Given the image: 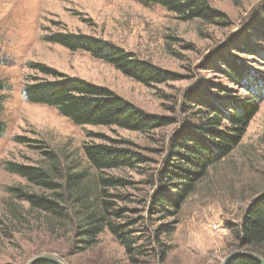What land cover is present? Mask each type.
I'll use <instances>...</instances> for the list:
<instances>
[{"label": "rangeland", "instance_id": "1", "mask_svg": "<svg viewBox=\"0 0 264 264\" xmlns=\"http://www.w3.org/2000/svg\"><path fill=\"white\" fill-rule=\"evenodd\" d=\"M206 1L219 16L213 23L183 21L138 0H0V81L7 86L0 116L5 125L0 138V264H26L43 254L65 264H221L227 255L243 251L234 234L251 203L264 193V97L239 143L206 168L177 208L166 204L186 183L168 185L171 171L178 172L173 167L182 168V158H189L184 149L191 145L183 140L193 135L209 140L205 130L213 115L206 104L249 99L243 85L227 77L218 56L225 51L264 75L263 44L251 27L257 14L263 17L264 0ZM56 34L118 47L168 79L139 83L87 52L48 41ZM249 46L257 53L248 52ZM37 65L107 89L157 123L143 133L77 126L51 107L28 103L23 87L51 80ZM219 124L212 125L214 132L232 135L225 119ZM98 144L128 151L131 166L96 171L83 148ZM46 151L57 156L63 178L84 174L86 183L96 187L110 223L132 242L129 247L108 228L86 247L76 241L80 224L74 208L65 209L63 219H49L29 210L27 202L11 199L8 190L15 187L51 196L5 169L7 163L49 168ZM185 170L186 177L195 172ZM111 178L123 185L101 184Z\"/></svg>", "mask_w": 264, "mask_h": 264}, {"label": "trees", "instance_id": "2", "mask_svg": "<svg viewBox=\"0 0 264 264\" xmlns=\"http://www.w3.org/2000/svg\"><path fill=\"white\" fill-rule=\"evenodd\" d=\"M144 5H158L170 13L177 15L183 21L201 20L213 23L219 18L209 8L206 0H138ZM263 17L257 14L251 27L256 32L258 42L263 44L264 57V8ZM48 41L59 44L71 51H84L93 58L101 60L114 69L142 84L160 83L168 78L164 73H157L148 64L139 61L134 55L122 49L102 42L100 40L78 35L56 34ZM249 46L248 52H254ZM218 56L221 66L233 83L243 85L249 99L238 101L233 98L228 102H215L210 100L206 105L213 115L207 119L210 128L205 130L209 140L199 136H189L184 153L189 158H182L181 167L175 168L178 172L171 171L172 183L186 181L179 194L174 199H169L166 204L169 208H177L182 196L187 195L193 185L203 176L206 168L217 163L225 157L230 150L239 143L249 122L258 111L259 103L264 97V75L252 70L242 59L233 55ZM37 69L51 80H36L26 84L22 90L23 98L31 104H38L55 109L61 116L77 126H102L118 127L131 132L143 133L155 126L156 118L146 115L142 111L126 103L107 89L94 86L81 80L63 76L42 65ZM7 90L6 83L0 81V116L3 112ZM214 102V103H213ZM224 108H221L223 107ZM232 112L225 111L224 109ZM225 119L232 126L231 134L221 136L214 132L212 125L219 126ZM5 133V125L0 119V138ZM221 136V137H220ZM180 140V139H179ZM182 140V139H181ZM182 145V144H179ZM84 155L90 166L96 171L122 169L131 166L132 155L128 151L114 145H87L83 148ZM45 159L50 163L49 168L29 167L13 163L6 164V171L23 178L28 184L42 189L51 196H44L24 191L22 187L8 190L12 200L25 201L29 210L47 215L49 219H63L65 209L74 208L75 216L80 224L76 241L86 247L96 243L97 237L108 228L111 233L123 244L129 247L132 242H126L117 228L110 223V214L106 203L101 200L95 186H89L84 174H66L63 178L57 156L52 152H44ZM183 163V164H182ZM192 168L193 173L189 178L184 176L186 170ZM174 175V176H173ZM64 179V183L60 180ZM103 186H122L118 179L101 180ZM95 185V184H94ZM167 232H171L168 230ZM238 248L244 252L256 254L264 259V193L255 199L246 210L237 232L234 234ZM129 240V239H128ZM36 264H55L50 261H41ZM229 264H260L248 258L238 257Z\"/></svg>", "mask_w": 264, "mask_h": 264}, {"label": "water", "instance_id": "3", "mask_svg": "<svg viewBox=\"0 0 264 264\" xmlns=\"http://www.w3.org/2000/svg\"><path fill=\"white\" fill-rule=\"evenodd\" d=\"M238 257H248V258H251V259L259 262L260 264H264V259L262 257H260L256 254H252V253H248V252H244V251H237V252H234V253L227 255L221 264H229L232 260H234ZM41 261H50V262H53L55 264H65L64 262L59 260L56 256L50 255V254H43V255L36 256V257L32 258L31 260H29L26 264H36V263L41 262Z\"/></svg>", "mask_w": 264, "mask_h": 264}, {"label": "built area", "instance_id": "4", "mask_svg": "<svg viewBox=\"0 0 264 264\" xmlns=\"http://www.w3.org/2000/svg\"><path fill=\"white\" fill-rule=\"evenodd\" d=\"M212 230L215 231V232H217L218 231V227L217 226H214Z\"/></svg>", "mask_w": 264, "mask_h": 264}]
</instances>
